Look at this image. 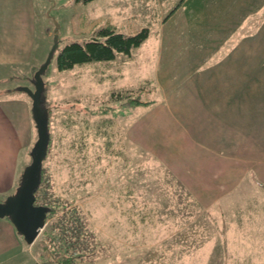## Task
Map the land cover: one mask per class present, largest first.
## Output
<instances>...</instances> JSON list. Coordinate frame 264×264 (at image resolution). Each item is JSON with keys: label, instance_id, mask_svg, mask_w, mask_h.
Here are the masks:
<instances>
[{"label": "rangeland", "instance_id": "rangeland-1", "mask_svg": "<svg viewBox=\"0 0 264 264\" xmlns=\"http://www.w3.org/2000/svg\"><path fill=\"white\" fill-rule=\"evenodd\" d=\"M34 1V57L0 64V99L31 100L18 87L34 88L33 68L58 31L44 74L51 143L43 167L57 203L87 219L76 264H264V185L248 163L262 146L264 58H253L264 54V0ZM108 21L149 36L130 54L58 67L66 44ZM127 90L151 104L113 93ZM37 138L34 126L31 143L16 146V187L0 201L15 192ZM44 229L33 244L16 229L26 264H60ZM19 255H0V264H18Z\"/></svg>", "mask_w": 264, "mask_h": 264}, {"label": "crops", "instance_id": "crops-1", "mask_svg": "<svg viewBox=\"0 0 264 264\" xmlns=\"http://www.w3.org/2000/svg\"><path fill=\"white\" fill-rule=\"evenodd\" d=\"M34 11V0H0V64H25L33 59L36 49L37 30ZM239 40L238 38L237 41ZM248 43L249 41L246 40L247 46ZM261 48L264 51V45ZM250 53L252 52L247 47L244 55H250ZM263 58L264 54H261L253 59L260 61ZM247 60L249 61V57H247ZM261 88L264 90V87ZM236 89L237 86L233 88L235 92H237ZM260 104L258 103L257 105ZM262 104L264 118V102ZM233 117L238 121L237 112ZM34 124L32 101L28 97L12 96L11 98L0 99V128H4V134L0 135V193H9L16 187L15 149L17 145H22L24 149L31 143ZM236 130L238 131L237 127ZM256 130V133L261 136L259 141L262 144L261 151H258V153L253 152V155L256 154V158L249 160L248 163L264 185V125L261 127V134H259L258 129ZM234 145H231V150L233 148L237 149ZM230 156L233 158V155L230 154ZM1 240L7 241L9 244L14 241L20 245L18 247H9L8 244ZM21 240V237L17 236L14 224H12L10 219L1 218L0 255L4 256L0 259L15 258L25 251V246ZM25 258L24 255H19L17 263H28L29 260Z\"/></svg>", "mask_w": 264, "mask_h": 264}, {"label": "trees", "instance_id": "trees-1", "mask_svg": "<svg viewBox=\"0 0 264 264\" xmlns=\"http://www.w3.org/2000/svg\"><path fill=\"white\" fill-rule=\"evenodd\" d=\"M173 12H175V9ZM148 36L149 29L146 27L136 30L134 33H125L117 29L114 24L108 21L97 29L92 38L82 42L73 41L66 44L57 56L58 67L60 69H69L77 64H83L86 62L112 60L116 57L118 52L130 54L132 48L140 46ZM39 67L40 66H35L33 72H36ZM113 93H117L119 99L127 98V103L134 107L148 103L151 104L150 101L145 102L138 97L130 96L131 94L128 90L124 93H121L120 91ZM107 142H109L107 145V148L109 149L111 148L112 142L110 137H108ZM44 172L45 169L43 167L42 182L36 192V203L49 205L52 208V214L59 211L63 213L56 221H50L52 223L49 222L50 224H46L43 232L45 234L44 236L48 239L44 238L43 241H49V243H45L44 247L47 248L50 246V251L55 256H57V253L59 254V259H57L58 263L76 264L77 258L82 255L79 251H82L84 245L89 243V240L87 239L89 235L86 231L88 227L87 219L80 213L78 208L70 204V202L68 204L57 203L56 199H54L49 193L48 187L50 186V183ZM130 191L131 190L128 188L125 192V196H129ZM51 215L48 214L47 221ZM57 242H60L64 251L71 253V255L68 257L66 255L63 256L62 252L64 251Z\"/></svg>", "mask_w": 264, "mask_h": 264}, {"label": "water", "instance_id": "water-1", "mask_svg": "<svg viewBox=\"0 0 264 264\" xmlns=\"http://www.w3.org/2000/svg\"><path fill=\"white\" fill-rule=\"evenodd\" d=\"M58 46L59 32L57 31L45 61L32 78L34 88L26 85L18 87L19 90L27 92L32 100V116L38 138L31 150L32 160L25 166L15 192L0 201V218H9L28 244H33L39 237L46 226L48 213L51 211L49 205L36 203V192L42 182L43 165L51 142L50 113L44 74Z\"/></svg>", "mask_w": 264, "mask_h": 264}]
</instances>
